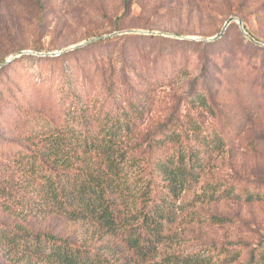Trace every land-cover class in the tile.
<instances>
[{
  "label": "rangeland",
  "instance_id": "obj_1",
  "mask_svg": "<svg viewBox=\"0 0 264 264\" xmlns=\"http://www.w3.org/2000/svg\"><path fill=\"white\" fill-rule=\"evenodd\" d=\"M126 1L0 0V65L11 62L0 69V228L119 244L128 264H180L204 253L212 264H254V255H264V47L235 25L216 42L203 40L238 18L264 44V0ZM103 36L113 37L87 45ZM82 104L90 116L121 113L131 122L115 143L144 174L179 149L168 136L191 125L223 141L177 201L167 239L146 262L124 246L127 230L102 232L33 205L41 165L47 168L37 154L55 133L81 130L72 112ZM37 263L0 244V264Z\"/></svg>",
  "mask_w": 264,
  "mask_h": 264
},
{
  "label": "trees",
  "instance_id": "obj_2",
  "mask_svg": "<svg viewBox=\"0 0 264 264\" xmlns=\"http://www.w3.org/2000/svg\"><path fill=\"white\" fill-rule=\"evenodd\" d=\"M234 25L238 27L231 26ZM71 90L74 92L72 86ZM197 99L206 100L203 95ZM88 109L87 104L73 108L72 116L79 121L81 130L68 128L55 133L45 144L48 151L37 154L45 157L47 168L52 165L54 170L41 165L45 172L41 174L39 190L33 191L37 196L33 205L37 212L60 213L72 221L92 223L102 232L127 230L124 246L139 262H146L167 239L166 228L173 223L177 201L199 182L208 156L222 150L223 141L218 136L205 137L199 126L191 125L182 134L168 136V141L179 149L172 157L156 160L144 174L132 170L136 166L115 143L131 131V122H126L121 113L100 118L96 112L90 116ZM130 109L139 114L138 104ZM184 138H191L196 145H185ZM96 159L99 165L92 162ZM29 162L32 164L28 173L34 174L36 162L31 157ZM0 244L8 251L29 254L37 264H128L120 256L121 246L109 242L86 245L49 234L0 228ZM205 254L181 257L180 264H202L204 259L212 264V256ZM253 261L264 264V255H254Z\"/></svg>",
  "mask_w": 264,
  "mask_h": 264
},
{
  "label": "water",
  "instance_id": "obj_3",
  "mask_svg": "<svg viewBox=\"0 0 264 264\" xmlns=\"http://www.w3.org/2000/svg\"><path fill=\"white\" fill-rule=\"evenodd\" d=\"M232 24H236L239 29L241 30L242 34L249 40L251 41L252 43L256 44L257 46H260V47H264V44L262 43H259L257 42L254 38H252L245 30L244 28V24L243 22L238 19V18H231L229 19L224 28L222 29V31L220 32V34H218L217 36H215L214 38L210 39V40H203L205 42H216L218 40H220L224 34L226 33L227 29L232 25ZM138 34H146L145 32H136ZM110 37H113V36H103V37H100V38H96V39H93L89 42H87V45L89 44H92V43H95V42H98V41H101V40H104V39H107V38H110ZM181 39H185V38H181ZM78 47H83V45H80ZM59 54H49V56H58ZM41 56H45V55H41ZM11 62H6L5 64H2L0 65V69L3 68L4 66H6L7 64H10Z\"/></svg>",
  "mask_w": 264,
  "mask_h": 264
}]
</instances>
